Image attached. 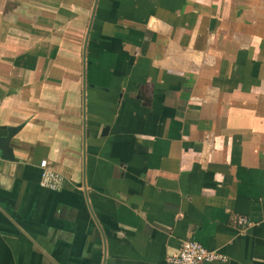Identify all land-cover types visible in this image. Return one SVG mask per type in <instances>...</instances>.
Masks as SVG:
<instances>
[{"label":"crops","instance_id":"obj_1","mask_svg":"<svg viewBox=\"0 0 264 264\" xmlns=\"http://www.w3.org/2000/svg\"><path fill=\"white\" fill-rule=\"evenodd\" d=\"M0 126V264H264V0H0Z\"/></svg>","mask_w":264,"mask_h":264},{"label":"built area","instance_id":"obj_2","mask_svg":"<svg viewBox=\"0 0 264 264\" xmlns=\"http://www.w3.org/2000/svg\"><path fill=\"white\" fill-rule=\"evenodd\" d=\"M41 167L40 183L43 187L52 190L64 188L66 178L62 173L52 169L46 159L41 161ZM237 222L243 226L250 224L248 218L244 216L237 217ZM226 259L227 256L220 251L209 249L196 240L186 239L180 249L175 253L169 254L166 260L167 264H203Z\"/></svg>","mask_w":264,"mask_h":264},{"label":"water","instance_id":"obj_3","mask_svg":"<svg viewBox=\"0 0 264 264\" xmlns=\"http://www.w3.org/2000/svg\"><path fill=\"white\" fill-rule=\"evenodd\" d=\"M19 126H0V152L4 159L15 160L11 140L19 131Z\"/></svg>","mask_w":264,"mask_h":264}]
</instances>
